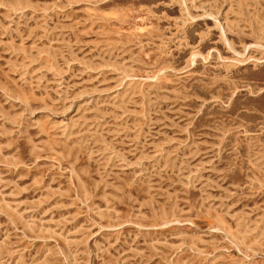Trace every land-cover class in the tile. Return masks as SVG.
<instances>
[{"label":"rangeland","instance_id":"1","mask_svg":"<svg viewBox=\"0 0 264 264\" xmlns=\"http://www.w3.org/2000/svg\"><path fill=\"white\" fill-rule=\"evenodd\" d=\"M0 264H264V0H0Z\"/></svg>","mask_w":264,"mask_h":264}]
</instances>
